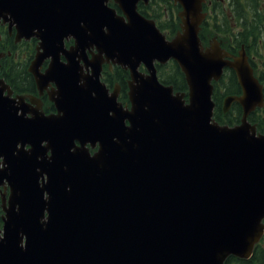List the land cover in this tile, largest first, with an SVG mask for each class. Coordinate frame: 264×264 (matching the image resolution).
Wrapping results in <instances>:
<instances>
[{"label": "water", "instance_id": "obj_1", "mask_svg": "<svg viewBox=\"0 0 264 264\" xmlns=\"http://www.w3.org/2000/svg\"><path fill=\"white\" fill-rule=\"evenodd\" d=\"M138 1L113 0L121 16L109 0H0V22L15 26L16 41L39 39L28 69L38 88L55 81L60 90L50 95L57 114L45 117L0 79V187L10 190L0 264H224L249 259L262 239L264 134L247 118L264 106L263 86L245 54L226 61L217 45L203 51V0H174L183 26L171 40ZM77 57L91 75L79 87L66 76L81 71ZM169 61L187 100L158 79L155 65ZM104 63L129 72V109L100 82ZM224 67L242 92L222 103L224 113L240 105L235 126L213 119ZM87 143H98L95 154Z\"/></svg>", "mask_w": 264, "mask_h": 264}, {"label": "flooded vegetation", "instance_id": "obj_2", "mask_svg": "<svg viewBox=\"0 0 264 264\" xmlns=\"http://www.w3.org/2000/svg\"><path fill=\"white\" fill-rule=\"evenodd\" d=\"M109 6L115 8L118 15H123L122 11L114 4L113 0H109ZM137 11L145 18L153 20L159 30L165 35L166 39L171 40L173 37L182 33V18L183 6L174 0H148L137 2ZM202 20L199 28V39L203 51L211 46H218L223 54V60L233 61L240 54H245L247 64L252 70L253 76L258 81L260 78L264 80V0H203L201 2ZM36 32V31H35ZM34 32V33H35ZM15 26L9 27V23L0 22V78L5 82L11 91V98L16 99L22 97L27 108L30 111L43 114L45 117L56 115L57 109L54 102L50 99L57 98L60 90L57 82L49 81L43 88L39 89L35 77L28 71L31 61L34 59L37 49L39 48V39L32 36L29 39L22 38L20 41L15 39ZM75 40L73 37H68L63 40L64 49L68 50L74 47ZM11 47L13 49H11ZM85 54L90 60L92 55L96 54V49L93 47L86 50ZM87 58L82 59L77 57L78 66L81 71L66 75L78 76L79 81L77 86L83 85L85 78L90 75L85 66ZM82 59V60H80ZM51 61V57L45 58L39 67V73H44ZM60 61L66 63V59L60 54ZM11 62L19 63L26 66V73L29 75V81L25 88L21 87V76H15L16 72L10 68ZM165 65V64H164ZM12 70V72H11ZM143 71V68L140 67ZM221 76H236L232 68L224 67ZM130 80L129 72L118 65L112 63H104L100 82L103 83L108 90V95H111L117 89V103L121 104L122 108L129 109L130 101L128 98V82ZM125 82V86H124ZM264 87V82H262ZM241 89V88H240ZM242 93V92H241ZM7 94L5 91L4 95ZM94 97V94H92ZM21 114V110L18 111ZM27 117H31L28 114ZM45 146L46 142H42ZM75 145L79 143L75 142ZM90 155H93L98 150V143L91 145L87 143L85 146ZM50 156V150L47 157ZM2 159L0 158V167ZM44 182L46 176L43 175ZM42 179H39V184ZM0 187L3 191L4 198L0 195V224L4 216L3 201L5 206H8V196L10 190L8 187ZM46 196V194H45Z\"/></svg>", "mask_w": 264, "mask_h": 264}, {"label": "trees", "instance_id": "obj_3", "mask_svg": "<svg viewBox=\"0 0 264 264\" xmlns=\"http://www.w3.org/2000/svg\"><path fill=\"white\" fill-rule=\"evenodd\" d=\"M11 49L13 48L11 47ZM10 68L16 72L15 76H21L22 82L25 83L22 84L21 87L25 88L26 83L29 81V75L26 73V66L11 62ZM156 68L157 76L161 83L172 86L175 92L187 94L188 88L184 75L175 62L170 61L165 65H156ZM259 82L262 84L264 80L260 78ZM240 94L241 89L236 76H222L218 82L213 83L212 100L215 103L213 119L220 125L235 126L239 124L242 115L240 105L233 103L230 109L224 113L222 110V103L226 97L239 96ZM247 119L251 124L256 126L257 133L264 134V106L251 112ZM224 264H264V237L254 247L252 256L249 259L245 260L228 257Z\"/></svg>", "mask_w": 264, "mask_h": 264}]
</instances>
